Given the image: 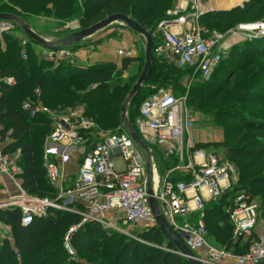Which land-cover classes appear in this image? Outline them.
<instances>
[{
    "label": "trees",
    "instance_id": "trees-1",
    "mask_svg": "<svg viewBox=\"0 0 264 264\" xmlns=\"http://www.w3.org/2000/svg\"><path fill=\"white\" fill-rule=\"evenodd\" d=\"M173 1L0 0V13L20 16L29 25L32 16L43 15L60 23L77 17L81 21V27L85 28L113 13H124L147 27L153 35L157 23L165 17L162 11L166 12L171 8ZM237 11L244 12L246 19L253 15V12H259L264 16V0H250L244 8L237 7L236 10L228 13L234 14ZM207 17H209L208 13L200 18L201 25L205 27L207 26L204 20ZM18 32L24 33V30L16 27L13 31L5 33V47L0 39V76H13L16 80L13 85L0 82V142L11 140L5 145L8 151L20 149L23 188L40 197L55 198L57 194L55 187L47 179L49 185L44 188L39 176L43 165V141L48 131H51L52 119L45 113L31 117L22 110V104L28 99H34L37 90H40L42 102L53 110L84 106L86 116L95 122L98 129L117 128L124 124L122 105L139 77L135 74L143 70L145 59L142 56L125 57L121 67H118L116 62H99L83 68L80 64L70 61V58L60 60L56 64L53 61L40 59L36 50L29 48L30 44H40L30 37L26 47L27 58H24L22 53L24 46L17 35ZM72 36L70 35L67 40ZM153 39L157 43V37L153 36ZM58 47L57 45L49 48ZM66 48L71 50V46ZM232 49L227 51L208 81L199 79L194 81L190 89V104L193 105L194 110L207 113L211 116L212 122L223 127L226 134L224 142L218 148L210 150L219 154L218 150L222 149L220 154L232 161L239 173V181L232 189L218 201L212 200L206 203L204 219L208 235L213 238L216 245L242 254L248 250L256 234L248 239L234 240L233 225L225 208L233 204L234 198L241 190H245L250 197L262 199L264 210V117L254 113V116L239 111L236 113L237 104L234 102L218 103L232 78L240 71L233 69V61L238 60L236 54L249 56L258 52V57H264V41L245 42L240 47ZM134 63L140 64V68L130 70ZM252 63L253 60L248 63L249 65H241L240 68L243 66L249 68ZM129 70L131 75L125 77L124 73ZM175 71H179L180 74L175 76L173 74ZM185 72L191 73V70L165 65L154 58L150 75L132 103H135L139 94L151 89V86H154L153 91L146 97L160 86L168 85L181 89L180 76ZM259 73L260 71L257 74ZM174 94L177 95L179 92ZM252 94L258 98L255 106H259L261 101L264 103L262 90ZM224 96L228 94L224 93ZM208 107L212 110L206 111ZM136 109L137 107L133 108L128 116L135 129H137L136 120L140 115V110L136 112ZM238 113L242 115L239 124L236 123ZM232 119L234 122L230 123ZM149 145L152 148V145ZM164 155L163 161L169 166L167 168L174 167L176 158ZM43 172L46 175L44 165ZM172 179L189 181L191 178L181 177L177 173ZM49 186L50 189L46 192ZM22 217L23 213L19 207L0 209V219L12 227L17 253H20L25 260L23 264H86L70 258L64 249L65 235L70 225L81 220L79 215L54 210L49 217L35 219L27 226L22 224ZM71 243L80 252H90L93 255L104 252V255H108L111 247L121 246L122 241L106 232L101 225L89 223L72 235ZM126 246L129 248V258H123L122 264H191L189 259L181 255L175 245L164 236L158 226L141 232L139 239L131 238ZM15 256V249L7 240L0 238V264H19Z\"/></svg>",
    "mask_w": 264,
    "mask_h": 264
},
{
    "label": "built area",
    "instance_id": "built-area-1",
    "mask_svg": "<svg viewBox=\"0 0 264 264\" xmlns=\"http://www.w3.org/2000/svg\"><path fill=\"white\" fill-rule=\"evenodd\" d=\"M211 10L209 3L203 5L201 0H174L153 32L158 40L153 49L154 58L165 65L189 68L192 80L208 81L227 53L230 42L221 32L201 25L200 18ZM78 21L68 24L69 29L77 28ZM121 26L124 32L127 26L124 22ZM15 27L13 21L0 20V38ZM257 27L244 25L241 30ZM262 27L258 34L264 37V25ZM117 53L120 57L134 54L123 49ZM71 56V50L62 48L58 53L50 51L44 59L58 64ZM0 82L13 85L16 80L12 76H0ZM22 110L31 117L48 114L54 121L46 136L43 165L57 194L55 198L40 197L23 188L22 154L20 149L8 151L5 145L11 140H7L0 142V209L19 207L25 226L35 219L49 217L54 210L80 215L81 220L72 225L65 236L69 244L72 235L89 223L127 235L130 228L145 231L158 226L148 193L147 156L127 129L99 133V140L81 151L82 131L96 125L86 116L84 108L53 111L42 102L41 92L37 90L34 99L22 104ZM136 126L145 143L156 144L166 156L177 160L174 167L160 174L159 163L152 154L151 187L161 212L186 245L197 255L203 251L198 257L204 264H264V235L258 232L259 205L246 193L237 194L225 211L233 225L234 240L256 234L248 250L238 254L208 242L205 202L221 199L239 181V173L223 154L194 149L195 119L187 105V95L177 96L171 90L158 88L142 102ZM73 157L79 158L78 164L75 171H70L68 165ZM118 157L123 160L122 166L115 162ZM176 172L191 179L173 180ZM8 183L13 185V191L7 188ZM204 189L210 194L209 198ZM195 212L198 217L192 221ZM12 236V227L0 219V238L9 240Z\"/></svg>",
    "mask_w": 264,
    "mask_h": 264
},
{
    "label": "rangeland",
    "instance_id": "rangeland-1",
    "mask_svg": "<svg viewBox=\"0 0 264 264\" xmlns=\"http://www.w3.org/2000/svg\"><path fill=\"white\" fill-rule=\"evenodd\" d=\"M250 0H208V2L211 5L212 10L208 12L209 17H207L204 20V23L206 26L209 28V30H216L221 32L223 35L226 36V40L230 41L229 44L227 45V51H229L231 48H238L240 45H243V43L247 42H252V41H257V40H263L264 37L262 36L263 34H258L263 30L262 25H264V16L259 13V12H253V15L251 14L247 19H246V14L244 12H235L234 14H229L228 12H231L233 10H236L237 7L244 8L246 4ZM207 2V3H208ZM236 7H233L232 9H227L232 6H235L236 4H240ZM221 9H227V10H221ZM258 9V7H257ZM167 12V11H166ZM165 11H162V14L166 15ZM226 12V13H225ZM20 17V16H19ZM22 18V17H21ZM78 19L79 21L76 23L77 28L71 30L69 29L68 24L71 22L75 21ZM23 20V19H22ZM25 23L29 25V23L25 20H23ZM15 22V21H13ZM31 25H29L35 32L43 36L44 38L48 39L50 42L56 43V46L58 45V48H49L45 47L44 45L41 44H30L29 48H32V50H36L38 56L40 59H44L47 53L50 51L54 52H59L60 49L66 48V45H63L62 42L68 39L70 35H73L76 31H79L85 27H81V21L79 18H73L66 20L65 23H60L53 18L47 17V16H32L31 19L29 20ZM16 27H21L20 23L15 22ZM121 21H116L113 24L109 25L103 30H100L93 34L90 37L84 38L80 41L73 42L72 44H69L68 46H71V53L72 56L70 58V61H73L76 64H80V66H85V63L80 58V51H86L88 52V56L90 53H95L94 57L95 60L94 62L97 63L99 62V58L102 56L108 55L109 58L111 59V54L107 53L109 52V49H113L115 46L113 44L117 42L123 43V46H120V49H123L124 52L129 53V52H134L133 56L132 54L123 56V57H137V56H142L143 59H145V50H146V39L143 35L134 32L130 30L128 27L125 28L126 30L124 32H121L123 30V26ZM258 26L257 28L253 30H241V26ZM15 27V28H16ZM23 30V29H22ZM128 31V32H126ZM17 35L21 39V43L24 46L23 47V54L28 52L26 49L28 45V35L25 33H20L18 32ZM130 36V37H129ZM1 39V38H0ZM2 40V45L3 47L6 46L4 43V36L1 39ZM26 41L24 43L23 41ZM125 41V42H124ZM113 45V46H112ZM68 49V48H67ZM232 49V50H233ZM70 50V48H69ZM100 52L98 53L97 51ZM119 50V49H118ZM86 54V55H87ZM101 54V55H99ZM116 54V53H115ZM115 56V60H118L120 63V60ZM237 55L238 60L233 61V69L240 70L237 72V75L232 78L230 84L226 87L224 90L221 99L218 104H226V103H236L237 109L235 112H244V113H250V114H255L257 116H262L264 117V103L263 101L260 102L259 106H255L256 101H258V98L255 97L252 93L256 92L257 90H262L264 92V57H258L259 54L258 52H255V54H250L249 56H242V55ZM99 57V58H98ZM27 58V57H26ZM106 60L107 59H103ZM253 60V63L249 68H245V65H249ZM89 63V62H88ZM92 63L91 64H95ZM90 64V63H89ZM241 65H244L243 67L240 68ZM87 67V66H86ZM121 67V66H118ZM144 67V64H143ZM142 67V69H143ZM140 68V64L134 63L131 67L130 70L132 69H138ZM178 69H181V67H177ZM130 70L126 71L124 73L125 77H129ZM260 71L259 74H257ZM175 76H178L180 73L179 71L173 72ZM136 76H139V74H135ZM135 76V77H136ZM13 77V76H12ZM195 79V78H194ZM195 80H192V75L190 73H184L183 75L180 76V82L182 83V88L181 89H176L171 86H162L163 88H166L168 90H171L173 93L179 92L177 94L178 96H185L187 95V105L190 108L191 112L193 113L194 119H195V130H194V140H195V150H205V151H211L210 149H216L219 147L220 144H222L225 140L226 134L222 126L216 124L215 122L211 121V116L208 115L205 112H200L196 111L193 108V105L190 104V89L192 84H194ZM157 86V85H156ZM159 87V86H158ZM154 86H151V89L148 91H144L142 94H139V97L136 98L135 103L130 102L127 108V115L129 116V113L133 110V108L137 107L136 112L140 110L141 103L145 97L153 91ZM161 88V86H160ZM228 94V96H224ZM224 96V98H223ZM252 97V98H249ZM147 98V97H146ZM217 104V105H218ZM84 108V106H78ZM50 108V107H49ZM69 108L65 110H53V111H63L65 112L66 110L68 111ZM208 110L206 111H211L212 108L208 107ZM252 112V113H251ZM253 114V116H254ZM241 114L238 113L236 117V123L239 124L241 120ZM129 119V118H128ZM138 119V118H137ZM130 121V120H129ZM137 121V120H136ZM53 120H51V125L53 124ZM233 119L230 121V123H233ZM131 123V121H130ZM132 124V123H131ZM125 126L124 124L119 127H112L110 129H98L97 126H93L90 130L82 131V136L83 140L81 143V151L89 149L90 146L95 141L99 140V133L107 134V133H113L116 132L117 130L124 129ZM126 129V128H125ZM50 131V130H49ZM49 131L47 135L49 134ZM99 134V135H98ZM46 141V136L44 138L43 143L45 144ZM151 144V143H150ZM152 145V144H151ZM143 150V149H142ZM15 151V150H14ZM218 151L222 152V149H219ZM219 152V153H220ZM146 152L143 150L144 156H147L145 154ZM152 154L154 155L156 162L158 161V170L160 174H163L169 167L165 161H163V152L160 147L158 148L156 145H152ZM165 156V155H164ZM40 158V156H39ZM78 159L73 157L72 162L75 163V165L78 164ZM228 159V158H227ZM165 160V159H164ZM229 160V159H228ZM122 160L121 158L116 159L117 165L120 166V163ZM230 161V160H229ZM232 162V161H231ZM233 163V162H232ZM233 165H235L233 163ZM39 167H41V162H39ZM236 167V166H235ZM166 168V170H165ZM180 175L181 177H185L183 174L180 172H176V174ZM40 178L42 179L43 182V187H47L49 184L47 182V177L45 173L43 172V165H42V170L40 171ZM50 189L47 188L45 191L48 192ZM54 192V191H53ZM241 192L246 193L245 190H241ZM53 194V193H51ZM258 205H259V226L264 227V210H263V204H262V199L259 197H251ZM79 218L81 216L79 215ZM79 222V221H78ZM181 222V221H180ZM76 224V222L74 223ZM73 225V224H72ZM70 225V227L72 226ZM69 227V229H70ZM68 229V231H69ZM130 235H127L123 232H117V231H109L105 230L111 235H115V237L119 240L122 241L121 246H112L111 251L109 252L108 255H104V252H102L99 255H93L90 252H80L75 248L72 243H66L65 238H64V249L65 252L68 253V256L72 259H75L77 261H81L86 264H122V259L123 258H129V248L126 246V244L129 242L131 238L138 239L140 236V233L143 232L141 228H130ZM68 233V232H67ZM66 233V235H67ZM263 234V233H262ZM65 235V236H66ZM264 235V234H263ZM208 242L213 244L215 241L213 238L209 235H207ZM9 245L15 249L16 251V260L19 261V264H23L25 260L21 257L20 253L18 252V248L15 245L14 242V236H12L9 240ZM223 247V246H219ZM112 262V263H111Z\"/></svg>",
    "mask_w": 264,
    "mask_h": 264
},
{
    "label": "water",
    "instance_id": "water-1",
    "mask_svg": "<svg viewBox=\"0 0 264 264\" xmlns=\"http://www.w3.org/2000/svg\"><path fill=\"white\" fill-rule=\"evenodd\" d=\"M208 0H201L203 5L207 4ZM0 20H10L20 23L21 28L25 31V33L32 38L37 43L44 45L45 47H53L56 46V43L50 42L48 39L44 38L37 32H35L27 23H25L21 17L11 14V13H0ZM116 21L124 22L125 25L132 31L137 32L143 35L146 39V50H145V64L143 70L141 71L136 83L132 87L130 93L124 100L122 105V121L124 123L125 128L130 132L133 140L138 144L147 154L146 159V170L148 174V181H149V189L148 193L150 195V204L155 215L158 227L163 232L164 236L171 241L177 250L180 252L181 255L187 257L191 264H204L202 260L198 257V255L192 251L184 242L182 237L177 233L176 230L170 225L164 214L161 212L158 200L154 195V191L151 187L152 181V171L150 168L151 165V157L152 151L150 146L143 141L140 134L136 131L135 127L130 123L127 115V108L130 102L134 99L137 93L141 90L144 83L147 81L150 71L153 66L154 62V54L153 49L155 46V42L153 39V35L151 31L140 24L138 21L134 20L130 16L124 13H113L108 17L94 23L93 25L83 28L79 31H76L73 36L67 40L62 42L63 45L68 46L73 42L80 41L84 38L90 37L96 32L105 29L109 25L113 24Z\"/></svg>",
    "mask_w": 264,
    "mask_h": 264
},
{
    "label": "crops",
    "instance_id": "crops-1",
    "mask_svg": "<svg viewBox=\"0 0 264 264\" xmlns=\"http://www.w3.org/2000/svg\"><path fill=\"white\" fill-rule=\"evenodd\" d=\"M209 3V2H208ZM126 32H128V31H126ZM130 37V36H129ZM125 42V41H124ZM115 47L112 49H109L110 51L108 52L107 51V53H110L112 56H111V59L109 58V56L108 55H106V56H102V57H98L100 60H99V62H116L119 66H121L122 65V60H123V58H125V57H120V56H118V49H120V46H123V43H121V42H117V43H115V44H113ZM112 45V46H113ZM81 53H80V58H81V60L83 61V63H85V66H81V67H88V66H90V65H92L91 64V62L92 63H95L94 62V60H95V57H94V55H95V53L96 52H94V53H90L89 54V56H88V52H86V51H80ZM98 53L100 52V50L99 51H97ZM116 53V54H115ZM87 54V55H86ZM97 54V53H96ZM116 55V57L120 60V63H119V61L118 60H115V59H113V58H115V56L113 57V55ZM99 55H101V54H99ZM107 59V61L106 60H103V59ZM90 64H89V63ZM99 62H97V63H99ZM80 64H82V63H80ZM0 129H1V126H0ZM152 145H153V143H152ZM154 145H156V144H154ZM157 146V145H156ZM158 148H159V146H157ZM117 159V158H116ZM122 160V159H121ZM120 163H122V164H120V166H122L123 165V160L120 162ZM117 164V163H116ZM68 166H70V171L71 170H73V171H75L76 170V168H77V165H75V163H73L72 162V160L69 162V165ZM7 188L8 189H10V190H14V188H13V185H11L10 183H8V185H7ZM204 192H206L208 195H207V198H209V196H210V194L208 193V191H207V189H204ZM189 194H192V191L190 190L189 191ZM209 201H212V200H209L208 199V201H206L205 202V205H206V203L207 202H209ZM194 204V203H193ZM198 217V214H197V212H195V213H193L192 214V216H191V220L193 221V220H195L196 218ZM258 232L259 233H263L264 234V227H262V226H259V229H258ZM214 245H216V242L214 243ZM216 246H218V245H216ZM203 253V251H200L199 252V254H202ZM198 254V255H199Z\"/></svg>",
    "mask_w": 264,
    "mask_h": 264
},
{
    "label": "bare ground",
    "instance_id": "bare-ground-1",
    "mask_svg": "<svg viewBox=\"0 0 264 264\" xmlns=\"http://www.w3.org/2000/svg\"><path fill=\"white\" fill-rule=\"evenodd\" d=\"M209 6L211 7L210 3H209Z\"/></svg>",
    "mask_w": 264,
    "mask_h": 264
}]
</instances>
